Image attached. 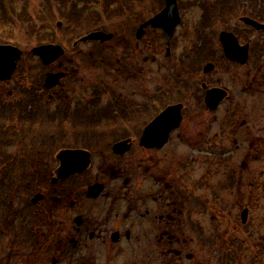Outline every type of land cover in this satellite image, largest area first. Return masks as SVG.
Wrapping results in <instances>:
<instances>
[{
    "label": "flooded vegetation",
    "instance_id": "1",
    "mask_svg": "<svg viewBox=\"0 0 264 264\" xmlns=\"http://www.w3.org/2000/svg\"><path fill=\"white\" fill-rule=\"evenodd\" d=\"M138 1L130 0V7H117L113 16L121 22L114 26L115 33L109 39L94 42L97 46L92 50L87 51L85 46L80 48L84 43L69 32V56L64 58L67 63L61 59L48 66V72L39 75L33 102L37 101V108H44V111L39 110L49 118L53 111L56 110L54 116L61 112L62 103L59 101L62 95L69 100V114L72 122L77 124L79 133L69 140L76 145L65 149L88 151L91 165L83 174L53 182L59 167L57 155L51 161L42 159L41 164L37 163L42 167L35 172L36 188L46 193L42 194L41 200L52 204L54 214L50 215L57 228L54 227L56 231L51 234L57 236L58 241L63 240L64 249L69 245V258L73 257L70 248L86 256L91 247L95 250L96 243L99 250L107 252L112 251L115 245L127 244L134 245V254L136 252L140 259L144 258L146 264H184V260L197 261V255L191 248L193 240L189 237L202 233L201 214L209 206L206 201L202 208L198 192L202 187L206 189L217 173L224 170L223 176L226 181L229 179L232 166L228 160L233 158V137L236 134L242 138L245 131L234 126V123L238 125L239 117L230 121V125L224 120L220 122L223 135L229 129L226 136L212 135L217 119L210 121L211 126L207 123L203 130L201 125H196L194 131L187 128L196 114L191 111L190 95L186 96V89L192 91V96L196 89L193 90L191 84L200 86L202 79L198 69L201 64H198V59L193 60L187 77H183L186 68L184 61L190 53L184 51L183 56H177L175 45L187 41L188 36L185 38L179 27L169 43L165 30L150 26L143 28L147 21L164 10L167 0H158L160 9L154 11L152 8L140 9L143 3L135 5ZM1 10H4L3 7ZM40 63L41 68L46 67L41 59ZM89 63L99 68V79L90 82L83 74V71H87L89 75H94L88 67ZM51 67L54 69L51 70ZM60 71L66 73L60 85L51 90L44 88L42 80L46 79V75ZM159 73L162 80L156 84L155 80L161 78ZM168 77H171L169 83ZM182 77L188 85L181 81ZM257 78L253 77L251 86L256 83L261 85ZM96 81L101 82V88L98 93H90L88 85ZM251 86L246 92L252 90ZM112 90L113 93L110 92ZM199 91L202 89L199 88ZM91 94L97 95L98 100ZM5 95L11 97L18 93L10 90L1 96ZM104 98L108 103L103 105L102 111L108 110L103 114L106 120L103 116L101 123L119 120L117 129L112 132L114 138L95 134L91 136L93 146L80 143L86 137L84 128L101 124L90 126V120L84 118L94 110V105L100 106L99 101H106ZM51 100H58L53 107L48 104ZM45 102L47 104H43ZM179 104L184 107L179 126L169 132L167 140L164 133L162 136L159 134L161 130L152 129L148 146H143L144 133L155 118L168 107ZM17 106L0 104V108L6 110ZM133 107L147 112V117L135 125L138 130L135 133L128 130V119L120 116ZM231 108L234 115L239 107L232 104ZM67 109L64 107L62 111L67 112ZM111 115L112 119L115 116L119 119L112 120ZM79 117L85 122L80 121ZM115 133L117 135H113ZM38 139H49V135L44 137L40 133ZM63 139L61 137L62 142ZM125 141L127 144L116 152L114 146ZM223 160L227 161L226 166H223ZM53 163L57 165L55 169ZM37 164L33 165L36 167ZM42 169L45 175L39 174ZM66 230L68 232H64Z\"/></svg>",
    "mask_w": 264,
    "mask_h": 264
},
{
    "label": "rangeland",
    "instance_id": "2",
    "mask_svg": "<svg viewBox=\"0 0 264 264\" xmlns=\"http://www.w3.org/2000/svg\"><path fill=\"white\" fill-rule=\"evenodd\" d=\"M31 1L35 5V8L39 4H42V0ZM70 1H72L70 4L69 0L65 2L67 5L66 9L64 2L57 0L59 3H54L53 8L55 11L51 14L53 19L50 18V21L43 25V23L35 20L36 15H39L35 9L29 10L27 13L22 12V14H18L20 15L18 17L19 21L15 15L16 10L19 11L18 0H14L13 3L11 0H0V5L6 10L7 16H13L18 22L15 25L8 24V28L16 31L15 36H18L20 39L21 49L25 52V56L19 63L13 79L0 85V99L2 103H7L9 107L13 105L12 103L18 105L17 108H7V110L0 108V148L3 149L4 147L5 150V152L0 151V260L3 261V264H53V259L57 261L55 264H146L144 258L140 259L138 255H135L136 252L134 254V245L127 244L115 245L112 251L107 252L99 250L100 248L97 247L96 243L95 250L91 247L89 255L86 256L79 250L70 248L73 252V257L69 258V245L64 249L63 240L58 241L57 236L51 234L56 231L54 227L57 228L52 215H50L53 213L52 204L41 200L43 197L38 198V201L35 203L36 206L32 203L35 195L46 194L42 191H36L37 181L34 179V174L38 168L42 167L41 165L38 166V162L41 164L42 159L43 161H51L61 149L76 145L70 143L69 140L75 137L73 135H78L77 133L79 132L76 128L77 124L72 122L73 119H71L69 114V100L64 98L63 95L59 101V103H62L60 110H64V107L68 109L66 110L67 112L61 110L58 116H54L55 110L52 112L51 117L47 118L45 113H42L44 108H37V101L31 103L35 100L33 94L36 89L35 86L37 87L36 79L39 78L41 73L48 70L47 68L40 70V62L30 55L31 49L38 44L36 38L40 41L38 33L47 31L48 34L45 36V39L55 43L59 42L58 44H61L66 49L65 57H68L70 38L66 36V33L69 30L68 22L74 19L71 15L79 14L85 16L87 8L101 9L103 8L101 7L104 4L103 2H105V0ZM246 1H249V3H246L249 5L251 15H256L254 13H257L259 14L258 16H264V0ZM157 2L158 0H139L135 5L143 3L140 9L146 10L152 8L154 11L160 9V5ZM178 2L184 19V25L180 27V31L185 34V38L188 36L189 45L190 41L194 40L192 34L197 35L199 32V43L196 44L195 50L190 51L188 55L190 59L188 57L185 58L184 64L186 68L183 77H187L191 69V62L193 60L195 62L198 59V64H201L198 69L201 72V79L204 83H207L209 89L226 88L229 93L228 100L232 98L235 107L246 108L245 111L239 109L238 115L241 114V118H245L246 116L244 115L249 114L248 119L250 121L257 120L259 121V125L263 127L264 84L260 88H258V84L254 87V91L256 90L259 96L258 94L257 96H250L246 92L247 89L243 90L251 81L249 76L251 73L260 75L257 76L258 80L264 81L262 77L264 75V63L262 62L264 59V34L258 36L259 33L253 34L249 31V35L242 36L245 27L240 23L239 19L245 16V7L242 8L241 6L235 13L228 12L227 10L225 15L222 14L228 5H231L232 1L178 0ZM26 4H28V0ZM71 4L72 6L69 8ZM83 5L85 7H82ZM34 12L35 19L33 18ZM109 13L111 14V11ZM89 17H91L90 22L80 20L79 28L75 33L76 37L85 34L90 28H105L115 33L116 29L114 30V26L116 24L105 21L107 17L105 20L99 16H87V18ZM59 21L63 23L62 27L56 25ZM229 21L232 23L227 25ZM4 22L2 15H0V29ZM114 22L118 23V21ZM227 28L234 31H243L241 37L246 38V43L251 46L253 60L245 66L232 64H223L221 66L219 63L216 70L206 75L204 74V68L210 62L212 63L216 57L221 56L222 49L218 38L220 32ZM32 30H36V33H32ZM18 32H22V35L18 34ZM244 38H242L243 41H245ZM185 41L175 45L177 56H183L184 51L187 54L188 50L186 48L192 46L185 47L187 44V41ZM82 46H85L88 51V49L92 50L97 45L94 42H90L87 45H81L80 48ZM86 49L84 48V50ZM197 51L198 53L193 55ZM207 55L209 56L206 57ZM65 57L62 58V61L67 63V60L64 59ZM88 67L91 69L90 63ZM53 69L51 67V70ZM92 73L94 75H89L87 71H83L88 82L98 78V68L97 70H92ZM159 76L161 78L159 77V80H155L157 81L156 84L161 83L162 76L160 73ZM183 77L181 81L187 84ZM169 78L171 79V77L167 78L168 83ZM166 83L165 80L164 84ZM191 85L193 90L196 89L193 92L194 95L191 96L192 91L188 92L189 90L186 89V96L190 95L188 101L189 104H192L191 111L196 114V117L191 119L193 121L188 123L189 126L187 128L194 131L196 125H201L203 130L207 123L210 125L211 120L217 119L218 122L212 128L214 130L212 135L216 133L215 135L226 136L229 129L227 128L223 132V135L220 122L224 120L230 125L231 118L226 108V105H229L230 102L223 105L216 114H213L205 108V95L199 91L198 84ZM18 87L31 90L30 97L22 98L23 95L20 93L11 97L7 95L1 96L5 91L11 90L16 92ZM99 88H101V82L96 81L92 87L89 86V92L98 93ZM113 91L110 92L113 93ZM94 96L98 100L99 97L97 95ZM104 100L106 101L103 103L99 101L100 106L94 105V110L89 113V116L84 118L85 120H90V123H88L90 126L100 124L104 119L105 116L103 114L108 110L106 108L102 111L103 105L106 106L108 103L107 98H104ZM57 101L51 100L48 104L53 107L54 104H57ZM94 103L98 104L96 101ZM43 104H47V102ZM24 107L25 109H23ZM110 108L113 110L112 106ZM15 110L25 113V115L18 119V116L14 115L16 113ZM120 116L128 119L126 120V125L129 126L128 130L135 133V130L136 132L138 131L135 129V125L147 117V112H142L133 107L132 110H127V112L122 113ZM117 118L119 119L118 116H115L112 119L111 115L112 120H116ZM84 119L79 117V120L82 122ZM63 120H66V122ZM117 121L110 123H108L109 121H105L98 127L84 128L86 137L84 141L82 138L80 143L84 142L93 146L94 141L91 136L95 134L101 137L108 136L109 139L114 138L112 132L117 129L116 125H119ZM40 133L44 137L49 135V139H38ZM132 133L130 134L132 135ZM8 134L12 140L7 139ZM113 135H117V133ZM248 135L250 142H253L249 145L248 143L243 144L241 141L238 142L234 139L237 143L233 146L232 160H228V163L230 162L232 166V175H229V179L226 181V177L223 176L224 170L217 173L216 178V175L213 177L215 179L207 185L206 189L202 187L198 192L202 199V208L207 201L209 206L212 207V213L210 214L208 206H206L204 208L206 213L201 214L202 233L190 235V237L188 235L189 239L192 238L193 240L191 248L197 255V261L184 260V264H264V127H251ZM17 136H20L19 140ZM50 137L58 138L50 139ZM61 137L62 139L64 138L63 142ZM67 137H69L68 140H65ZM257 156L261 158L258 159ZM223 162V166H226L227 161L223 160ZM33 164H37V166L35 167ZM52 167L55 169L57 165L53 163ZM43 170L39 171L40 175H45ZM49 184L50 180H48ZM242 196L244 199H241ZM246 208L249 211L246 214L245 222H243L242 215ZM219 209L221 210L219 211ZM214 215L216 218L212 217ZM59 229H62V227H59ZM40 247L41 249H39ZM42 247H45V250ZM10 253H13V255L7 260Z\"/></svg>",
    "mask_w": 264,
    "mask_h": 264
},
{
    "label": "water",
    "instance_id": "3",
    "mask_svg": "<svg viewBox=\"0 0 264 264\" xmlns=\"http://www.w3.org/2000/svg\"><path fill=\"white\" fill-rule=\"evenodd\" d=\"M163 21L168 24V34L169 39L171 38L175 26L179 22V16L177 12L176 0H168L167 9L157 16L155 19L150 21L149 24L158 26ZM244 22L250 24L257 29H264V26L259 25L257 22H254L250 19H243ZM100 35H92L90 38H96ZM221 41L223 43L224 51L231 61H236L241 64H245L249 59V46L241 47L237 38L233 34L222 33ZM55 48V49H54ZM59 51L57 47H41L34 50L35 54L42 55L46 64H49L56 60V58L62 54L61 50L55 52V57L49 59L48 51ZM22 52L13 46H0V82L11 79L16 67L17 61L21 59ZM212 66H209L206 70L212 69ZM63 75H49L46 83L47 88H52L56 86ZM227 92L221 89L210 90L207 94L206 103L211 110H216L220 103L226 98ZM182 105L169 107L164 111L149 127L143 137L142 144L148 146V138L152 129H159L161 132L160 135L164 133V136L167 140L169 132L179 126L182 120ZM162 136V135H161ZM121 145H118L120 147ZM58 159L61 162V166L58 170L59 178H66L70 174L82 173L89 166L90 159L89 155L83 151H63L58 155ZM248 210L243 213V222L246 220V214Z\"/></svg>",
    "mask_w": 264,
    "mask_h": 264
},
{
    "label": "trees",
    "instance_id": "4",
    "mask_svg": "<svg viewBox=\"0 0 264 264\" xmlns=\"http://www.w3.org/2000/svg\"><path fill=\"white\" fill-rule=\"evenodd\" d=\"M229 1H232V3H231V5H228V7H227L228 12L231 11V13H235L242 6V8L245 7V15H248V16H251V17H254V18H257V19L259 18L261 20H264V16L263 15L258 16L259 14H257V13H254L257 16L256 15H253V14L252 15L250 14L249 5L246 3V2L249 3V1H246V0L245 1L244 0H229ZM258 122L259 121H257V120L256 121H253V123L256 125V127L261 128V126L258 124ZM262 126L264 127V124ZM241 199H244L243 196H242ZM214 210L216 211L215 208H214ZM220 210L221 209H219V211ZM222 212H224V210H222ZM39 249H41V247ZM42 249L45 250V247L44 248L42 247ZM12 255H13V253H10L9 256H8V258H7V260H9L12 257ZM0 264H3V261L0 260Z\"/></svg>",
    "mask_w": 264,
    "mask_h": 264
}]
</instances>
